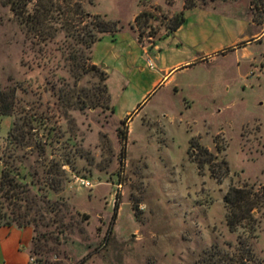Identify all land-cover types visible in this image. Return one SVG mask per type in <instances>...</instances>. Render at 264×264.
<instances>
[{"label": "rangeland", "instance_id": "rangeland-1", "mask_svg": "<svg viewBox=\"0 0 264 264\" xmlns=\"http://www.w3.org/2000/svg\"><path fill=\"white\" fill-rule=\"evenodd\" d=\"M2 2L0 89H16L27 104L21 118H32V136L47 142L46 156L38 158L34 147L19 153L26 154L25 166L40 172L43 202L54 203L56 212L44 210L38 231L54 234L32 258L31 228L0 229V264H235L237 235L245 246L252 242L246 228L230 232L224 196L231 187H264V0L45 1L56 9L44 17L43 32L56 34L46 49L60 68L57 49L75 45L70 36L91 27L76 15L78 5L117 24L108 36L132 34L148 50L137 62L138 52L120 54L115 63H127V74L111 65L106 107L68 110L67 117L58 105L53 63L39 66L22 18ZM17 2L29 14L37 8L36 0ZM194 6L202 8L186 14ZM182 13L185 25L163 38ZM157 44L160 50L153 49ZM168 66L177 67L171 80L148 95L156 73ZM58 74L73 86L66 70ZM101 86L88 74L75 88L92 96ZM130 112L138 113L129 120L123 151L120 130ZM18 118L0 115V174ZM194 141L204 150L191 148ZM67 158L71 164H64ZM53 216L64 228L52 225ZM256 216L254 248L264 264V208Z\"/></svg>", "mask_w": 264, "mask_h": 264}, {"label": "trees", "instance_id": "trees-1", "mask_svg": "<svg viewBox=\"0 0 264 264\" xmlns=\"http://www.w3.org/2000/svg\"><path fill=\"white\" fill-rule=\"evenodd\" d=\"M5 6H9L18 16L22 18L21 24L23 30L26 33L28 39L38 48L39 52V66H48L53 63L54 77H57L56 83L61 84V87L56 91L58 105L64 112V116H68V110H84L90 107H106L109 102L107 80L108 75L100 67L92 63L91 53L94 45L101 41L107 34L117 33V24L112 25L100 17L99 15L92 16L85 13L80 5L76 8V15L80 16L81 21H89L91 25L89 29L78 30L77 36H70L75 40V45L69 47L64 44L62 48L57 49L61 52V58L63 61H57L55 65L56 56L52 50L47 51L46 47L48 42L52 41L56 34H47L43 32L45 16H49L51 12H56L54 5H45V1L50 0H36V9L34 13L29 14L25 10L26 4L17 2V0H2ZM22 5V7H21ZM189 8V7H187ZM138 17V16H137ZM137 19V18H136ZM79 22L82 23V22ZM185 23V14H180L167 33V36L173 34ZM115 28V29H114ZM121 29V28H120ZM119 29V30H120ZM68 34V33H67ZM69 37V36H68ZM60 58V59H61ZM66 70L69 73L70 78L73 79V86L69 84L68 79L59 76V70ZM88 74H96L99 77L101 87L92 94L84 93L85 90H76V85L83 80ZM100 86V85H99ZM53 88H57L56 85ZM24 91V89H22ZM84 93V96L82 95ZM145 101L139 104L138 110H141ZM23 100L17 97L16 89L3 92L0 89V115L14 116L19 113L20 118L13 122V126L6 138L5 158L1 160L2 170L0 174V226L17 227V228H33V238L31 241L32 248L30 250V258L34 255H41L46 250V244H43L44 240L49 235L54 234L52 231H45L39 233L38 228L46 219L44 210L50 212H56V206L54 203H48L45 205L43 202V196L41 194V180L36 179L40 173L36 167L34 171L30 170V167L25 166L23 161L26 158V154L19 153L22 150L30 147L36 149V155L38 158L46 156V141L43 139H36L31 134L32 118H21L24 113L27 104H23ZM23 104V105H21ZM139 112V111H138ZM138 112H132L122 122L120 137L123 144V151L125 150L127 141L128 123L130 118ZM52 140V139H51ZM204 150L202 147L192 142L191 148ZM197 147V148H198ZM206 151V150H205ZM64 164H71V161L67 158L64 160ZM24 166V169L28 170L27 175H21L20 168ZM36 188L37 192L31 193V189ZM44 203V204H43ZM224 203L227 210L226 224L231 233H237L239 229L246 228L249 233V239L252 242L245 246L241 234L237 235V244L233 248V262L235 264H244L245 260H251L255 264H261L257 258L255 252V242L258 239V230L260 222L257 220L256 213H260L264 208V187L257 188L255 186H240L231 187L224 196ZM117 215V214H116ZM52 225L58 224L57 227L64 228L62 220L57 219L55 216L52 218ZM61 228V230H62ZM58 229V228H57ZM59 230L57 232L62 233ZM56 232V233H57ZM42 243V244H41ZM38 261H41L38 259ZM222 261L221 263H224ZM28 264H30L28 262ZM219 264V263H217Z\"/></svg>", "mask_w": 264, "mask_h": 264}, {"label": "crops", "instance_id": "crops-1", "mask_svg": "<svg viewBox=\"0 0 264 264\" xmlns=\"http://www.w3.org/2000/svg\"><path fill=\"white\" fill-rule=\"evenodd\" d=\"M210 4H204L202 7H207ZM214 5V4H213ZM216 6V5H214ZM200 6H194L192 8H186V14L188 11L191 10H195L197 8H199ZM200 7V8H202ZM185 14V23L187 21V17ZM185 23L179 28L177 29V31H175L174 33L178 32L184 25ZM167 37V34L165 36H163V38ZM124 41L126 42V45L121 46V42ZM154 50H160V46L159 44H157V46H155L153 48ZM136 52H138V54H136L134 56L133 62H137L138 60H141V57L143 54H147L148 50L141 46L138 41L136 40L134 35H130V34H125L122 35L121 32L119 34H116L114 36H108L105 35L103 37V39L99 42H97L94 47H93V63L95 65H101L102 68H104V70L108 73L109 78H108V82L110 80V75H111V65L116 66L117 64L120 65V71H122L123 73L127 74V71L129 70L127 63L122 64L121 62L115 63L118 59H120V54H126L127 56L133 55ZM141 54V55H140ZM156 58H159L156 55ZM181 66V65H180ZM114 68V67H113ZM116 68V67H115ZM123 68V69H122ZM177 67H163L159 70V73H156L155 78L152 79L151 82V88L150 90L147 92V94L152 90L157 88L159 85H161L164 81L165 82H169L171 80V74L173 73V71L176 69ZM141 72H144V68L140 69ZM109 87V86H108ZM110 92L112 93L113 91L111 89H109ZM149 95V94H148ZM131 113V112H130ZM28 229L31 228L33 231L32 227H26V228H17V227H6V226H0V229ZM34 232L32 234L31 240L28 243V245H31V241L33 238ZM29 254V253H28ZM30 257V254H29ZM22 264H28V259H25Z\"/></svg>", "mask_w": 264, "mask_h": 264}, {"label": "built area", "instance_id": "built-area-1", "mask_svg": "<svg viewBox=\"0 0 264 264\" xmlns=\"http://www.w3.org/2000/svg\"><path fill=\"white\" fill-rule=\"evenodd\" d=\"M149 64H150V67L153 68V67H152V64H151V61H149ZM80 182H81L82 185H84V186H86V187H92L91 182H89L88 180L81 179ZM31 264H38V262H37L36 259H33V260L31 261Z\"/></svg>", "mask_w": 264, "mask_h": 264}]
</instances>
